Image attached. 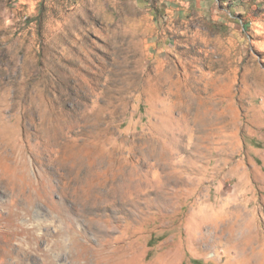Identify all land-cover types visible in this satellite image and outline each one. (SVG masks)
<instances>
[{
	"label": "rangeland",
	"instance_id": "rangeland-1",
	"mask_svg": "<svg viewBox=\"0 0 264 264\" xmlns=\"http://www.w3.org/2000/svg\"><path fill=\"white\" fill-rule=\"evenodd\" d=\"M0 264H264V0H0Z\"/></svg>",
	"mask_w": 264,
	"mask_h": 264
}]
</instances>
